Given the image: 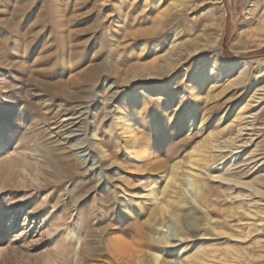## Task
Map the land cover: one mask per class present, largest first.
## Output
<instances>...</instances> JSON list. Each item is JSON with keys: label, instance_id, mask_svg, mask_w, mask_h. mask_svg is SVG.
I'll return each mask as SVG.
<instances>
[{"label": "rangeland", "instance_id": "rangeland-1", "mask_svg": "<svg viewBox=\"0 0 264 264\" xmlns=\"http://www.w3.org/2000/svg\"><path fill=\"white\" fill-rule=\"evenodd\" d=\"M257 2L0 0V144L17 152L0 163V264H264V193L212 176L230 166L264 192ZM85 85L87 124L67 137ZM78 142L104 151L95 168Z\"/></svg>", "mask_w": 264, "mask_h": 264}, {"label": "bare ground", "instance_id": "bare-ground-1", "mask_svg": "<svg viewBox=\"0 0 264 264\" xmlns=\"http://www.w3.org/2000/svg\"><path fill=\"white\" fill-rule=\"evenodd\" d=\"M261 3V0H258L257 2V5H260ZM129 4V3H128ZM63 4L62 2L61 3H58L57 5V12L59 11V18L58 20L60 21V24H61V27L63 29L64 32H67L69 30V27H70V23L72 20H69V19H64L65 18V7L63 8ZM129 6V5H128ZM63 32V33H64ZM64 37V36H63ZM157 57V56H156ZM156 61L159 62V65L165 67V68H171L172 66H174V61L173 59L170 57V56H167L165 58H162V59H158L156 58ZM159 57V56H158ZM73 59V53L72 52H69V60H72ZM75 59V58H74ZM154 59V60H155ZM75 61V60H74ZM155 61V62H156ZM70 62V61H69ZM138 62V61H137ZM67 66V65H65ZM68 68V67H67ZM66 70V69H65ZM73 71V70H72ZM83 71V70H82ZM74 72V71H73ZM81 75V73H79ZM79 75V76H80ZM94 75V74H93ZM79 76L77 75V73H70V76H68V81H70V83L73 85H75V83L78 82L79 80ZM93 79V78H92ZM87 80V79H86ZM89 82L93 81L90 79H88ZM87 80V81H88ZM67 81V82H68ZM80 81V80H79ZM83 81V80H82ZM206 81H207V76L204 75L202 76L200 79H199V82H200V85L202 86H206ZM86 82V81H85ZM84 82V83H85ZM88 82V83H89ZM82 83V82H81ZM86 82V84H88ZM93 83V82H92ZM90 85V84H89ZM78 86V85H77ZM86 86V85H85ZM86 89L84 90V94L86 95V98L83 99L81 96H80V99L82 98L83 100L79 101L77 106L79 107L78 108V111L76 113V116L75 117H72L70 118L69 120V123L67 124V127H66V134H67V137H75V132L79 130V127L78 125L79 124H87L86 123V120L90 114V108H91V103L93 102L92 100V96H93V93L95 92L94 91V88L95 86H92L91 88L86 86L85 87ZM166 90V87H163V88H160L158 89L160 92H162L161 90ZM164 90V91H165ZM94 91V92H93ZM83 94V95H84ZM148 92L144 89H139V90H136V91H133L131 93H129L126 97V100H125V104H128L130 103L131 101H136V100H139V99H143L144 97H147ZM84 97V96H83ZM111 98H109V102L108 104L111 106L113 103V93L111 94L110 96ZM133 128H134V124H130L129 127L126 128V133L127 135L131 136L132 133H133ZM11 145L12 143L8 141H3L1 144H0V163H4L5 161H7L8 159L10 160H13L15 157V155L17 154L16 151V148L11 150ZM92 145H94L92 142L90 144H87V145H84L83 142H78L77 144H75L73 147H74V151L77 150V153L80 154V160L83 162L84 164V168L85 170H91L93 168H95V165L97 163H99L98 161H96V158L95 156L92 155V150H97L99 154H103V150L102 149H99L96 147L95 148H92ZM56 147V146H55ZM62 148V147H61ZM96 151V152H97ZM19 153V152H18ZM64 154V153H63ZM14 157V158H13ZM84 158V159H83ZM91 158H94L93 160V163H91L90 165L87 163ZM14 161V160H13ZM194 165H197V163H193ZM101 164L99 165V168L101 167ZM206 165L207 163L204 165L203 168H206ZM180 166V165H178ZM228 166V164H227ZM174 167V166H173ZM177 167V166H176ZM230 167V166H229ZM228 167V168H229ZM228 168L227 170L223 171V172H220L218 174H214L212 175L213 178L219 180L220 182L222 183H225L227 185H230V184H239V185H244V186H247L248 188L252 189L254 192L256 193H264L261 189H259V187L256 185V184H248V183H245V182H241L239 179L235 178L233 175H231L232 173L230 171H228ZM104 169H113V165L111 164H105V166L98 171L96 172L97 173V179H98V183H101L102 181L104 183H106V179H108V176L104 173ZM177 170V169H176ZM176 170L168 173L166 175V178H165V185L166 187L170 186L171 185V188L173 187L174 188V185L176 184L177 180H178V174L176 173ZM203 172L200 171V175H202ZM110 176V175H109ZM108 183V182H107ZM109 185H105V188H108ZM201 189V188H199ZM166 191V190H165ZM167 192V191H166ZM153 193V192H152ZM155 193V192H154ZM156 199V198H155ZM159 199V198H157ZM166 208L168 207V205H165ZM125 207V206H124ZM128 217V216H127ZM186 216L185 215H181L179 217V222L182 224V226H184V223H185V220H186ZM121 237V236H120ZM120 239V238H119ZM122 241V239H121ZM80 246H81V242L79 240H77V244H76V248H75V252H74V256L75 258H78L79 255H80ZM139 261H142V257L139 255Z\"/></svg>", "mask_w": 264, "mask_h": 264}]
</instances>
